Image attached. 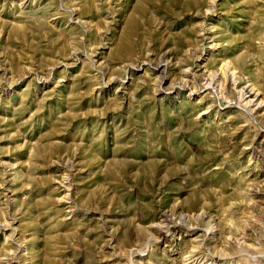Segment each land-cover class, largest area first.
Instances as JSON below:
<instances>
[{
  "label": "rangeland",
  "instance_id": "rangeland-1",
  "mask_svg": "<svg viewBox=\"0 0 264 264\" xmlns=\"http://www.w3.org/2000/svg\"><path fill=\"white\" fill-rule=\"evenodd\" d=\"M0 264H264V0H0Z\"/></svg>",
  "mask_w": 264,
  "mask_h": 264
},
{
  "label": "bare ground",
  "instance_id": "bare-ground-1",
  "mask_svg": "<svg viewBox=\"0 0 264 264\" xmlns=\"http://www.w3.org/2000/svg\"><path fill=\"white\" fill-rule=\"evenodd\" d=\"M234 71V70H233ZM232 74H235L234 72H232ZM212 83V82H211ZM213 84V83H212ZM253 87H254V85H252ZM253 87H251V88H249L248 89V91H247V93L249 92L250 94L249 95H252L253 94V96H252V98L249 96V95H247V96H249L251 99H248L247 100V102H252V101H254L255 99H257L258 98V96H259V93L258 92H254V88Z\"/></svg>",
  "mask_w": 264,
  "mask_h": 264
}]
</instances>
